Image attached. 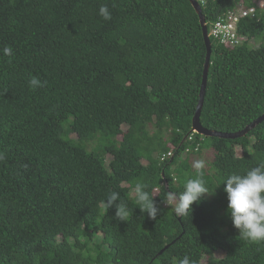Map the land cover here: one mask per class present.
<instances>
[{
    "label": "trees",
    "instance_id": "1",
    "mask_svg": "<svg viewBox=\"0 0 264 264\" xmlns=\"http://www.w3.org/2000/svg\"><path fill=\"white\" fill-rule=\"evenodd\" d=\"M204 1L209 32L228 10L257 7L240 45L211 36L201 122L238 132L264 114V0ZM206 55L190 0H0V264H264L223 184L264 163V121L189 140ZM198 159L215 193L177 216L162 196L184 190ZM137 182L157 194L155 219L136 205ZM111 191L127 221L104 206Z\"/></svg>",
    "mask_w": 264,
    "mask_h": 264
},
{
    "label": "clouds",
    "instance_id": "2",
    "mask_svg": "<svg viewBox=\"0 0 264 264\" xmlns=\"http://www.w3.org/2000/svg\"><path fill=\"white\" fill-rule=\"evenodd\" d=\"M197 1L200 4L203 3ZM99 15L105 20L111 19V13L106 5L100 7ZM3 54L11 57L13 55L12 48L10 46L4 47ZM29 86L35 89L42 87L43 83L37 76H32L29 80ZM0 159H3L2 155H0ZM193 167L196 176L186 181L182 192L176 193L167 190L162 196V203L174 208L177 216H186L189 212L192 213L194 203H199L206 196L215 193L209 189L204 180L206 161L198 159L194 162ZM223 184L228 198V210L233 226L239 231V238L250 242H264V163L251 168L245 174L233 173L229 175ZM133 194L136 205L141 211L155 219L160 209L157 206L155 199L157 194L154 190L150 191L147 184L137 182ZM104 206L107 209L115 206V218L119 221H127L130 215L128 204L120 199V193L117 191L108 193ZM179 264H195V261L185 255Z\"/></svg>",
    "mask_w": 264,
    "mask_h": 264
},
{
    "label": "water",
    "instance_id": "3",
    "mask_svg": "<svg viewBox=\"0 0 264 264\" xmlns=\"http://www.w3.org/2000/svg\"><path fill=\"white\" fill-rule=\"evenodd\" d=\"M190 1L193 5L194 9L196 10L198 15L200 16V22H201V26L203 29V35H204L205 44H206V48H207V55H206L204 74H203V82H202L201 92H200V100H199V103L197 106L196 113L193 117L191 133L194 132V133L206 136V137L215 136V137H220V138H232V139L237 138V137H243V136L247 135L259 123L264 121V114L262 116H260L258 119H256L254 122H252L251 124L247 125L243 130L238 131V132H233V133L210 130V129L204 127L202 122H201V113H202V109L204 106V100H205V96H206V89H207V83H208V73H209V67H210L211 55H212V41H211V37L209 34V27L207 25L201 4L197 0H190ZM186 138L187 137H185V139Z\"/></svg>",
    "mask_w": 264,
    "mask_h": 264
},
{
    "label": "built area",
    "instance_id": "4",
    "mask_svg": "<svg viewBox=\"0 0 264 264\" xmlns=\"http://www.w3.org/2000/svg\"><path fill=\"white\" fill-rule=\"evenodd\" d=\"M205 2L204 0H199ZM257 8L247 7L245 5H238L236 8L228 10L221 18H219L211 27H210V37L221 41L222 43L229 44L232 47L238 46L241 44V40L237 35L238 24L243 17L254 16ZM252 41V40H250ZM195 133H192L189 136V140L192 142L194 140ZM198 149V148H197ZM187 151H190V148H187ZM171 156L172 151L164 155L163 159L166 156Z\"/></svg>",
    "mask_w": 264,
    "mask_h": 264
},
{
    "label": "rangeland",
    "instance_id": "5",
    "mask_svg": "<svg viewBox=\"0 0 264 264\" xmlns=\"http://www.w3.org/2000/svg\"><path fill=\"white\" fill-rule=\"evenodd\" d=\"M212 154H213V152L209 151L207 155L210 157V156H212ZM223 254H224L223 252H218L217 253L218 256H223Z\"/></svg>",
    "mask_w": 264,
    "mask_h": 264
}]
</instances>
